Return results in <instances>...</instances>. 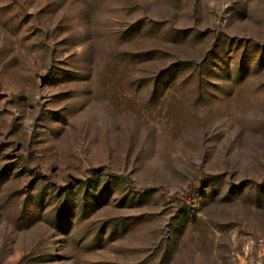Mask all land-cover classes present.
<instances>
[{
    "label": "rangeland",
    "instance_id": "374dc122",
    "mask_svg": "<svg viewBox=\"0 0 264 264\" xmlns=\"http://www.w3.org/2000/svg\"><path fill=\"white\" fill-rule=\"evenodd\" d=\"M0 264H264V0H0Z\"/></svg>",
    "mask_w": 264,
    "mask_h": 264
},
{
    "label": "trees",
    "instance_id": "16d2710c",
    "mask_svg": "<svg viewBox=\"0 0 264 264\" xmlns=\"http://www.w3.org/2000/svg\"><path fill=\"white\" fill-rule=\"evenodd\" d=\"M161 191H162L163 195H164L166 198H168V199H181V200H183L185 203H188V202H189V198L183 196V195L180 194V193H174L173 195L168 196V195L166 194V192H165L163 189H161Z\"/></svg>",
    "mask_w": 264,
    "mask_h": 264
}]
</instances>
